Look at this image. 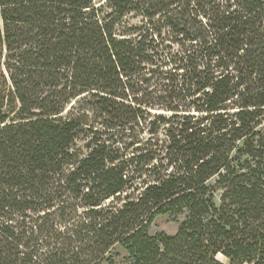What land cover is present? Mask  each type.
Returning <instances> with one entry per match:
<instances>
[{
	"label": "trees",
	"instance_id": "16d2710c",
	"mask_svg": "<svg viewBox=\"0 0 264 264\" xmlns=\"http://www.w3.org/2000/svg\"><path fill=\"white\" fill-rule=\"evenodd\" d=\"M0 264H264V0H0Z\"/></svg>",
	"mask_w": 264,
	"mask_h": 264
},
{
	"label": "rangeland",
	"instance_id": "374dc122",
	"mask_svg": "<svg viewBox=\"0 0 264 264\" xmlns=\"http://www.w3.org/2000/svg\"><path fill=\"white\" fill-rule=\"evenodd\" d=\"M134 23L136 21H133ZM120 138L119 136H116L114 137L115 138ZM130 140H126L125 143H129ZM75 145L76 147H78L79 149H82V146H83V141L82 140H77V142H75ZM118 144H115L114 146H117ZM177 227H178V223L177 222H173L171 220L170 217L168 216H159V217H156L154 219V221L152 222V224L149 226L148 230H149V233L151 235H154L158 232H163L167 235H173L176 230H177Z\"/></svg>",
	"mask_w": 264,
	"mask_h": 264
}]
</instances>
